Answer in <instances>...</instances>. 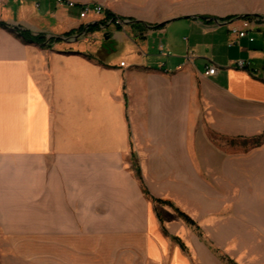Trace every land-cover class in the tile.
Here are the masks:
<instances>
[{"label":"crops","instance_id":"crops-1","mask_svg":"<svg viewBox=\"0 0 264 264\" xmlns=\"http://www.w3.org/2000/svg\"><path fill=\"white\" fill-rule=\"evenodd\" d=\"M71 1L130 22L102 28L56 0L0 7V264L31 260L35 242L40 264H264V140L241 151L264 132V27L228 44L232 22L264 16V0ZM195 131L200 237L166 219L172 202L153 182L198 177ZM143 187L157 207L131 251L114 212L144 203Z\"/></svg>","mask_w":264,"mask_h":264},{"label":"rangeland","instance_id":"rangeland-1","mask_svg":"<svg viewBox=\"0 0 264 264\" xmlns=\"http://www.w3.org/2000/svg\"><path fill=\"white\" fill-rule=\"evenodd\" d=\"M226 144H228L227 140L225 141ZM242 142V141H241ZM247 141H243L241 151L248 149L249 147H252L253 142L249 141V144L246 143ZM247 144V145H246ZM237 151V150H234ZM200 136L199 132H194V144H193V152H192V169L193 172L198 173V177L194 174V176L190 179H177L174 182L171 180H153V182H156V188L157 190L167 191L168 193L161 194V198L167 199L171 204L170 206H165V208L169 209L172 214H167L165 217L168 220H177L183 224H187L190 228L192 235L195 237H200V230H197L195 226L189 225L182 217H180L179 213L176 211V208L178 210H181L188 214L190 217H192L197 224L200 227V207H201V198H200ZM188 170H189V164L187 163ZM134 176H138L137 172L135 175V171L137 169H133ZM151 192V190H150ZM152 194V192H151ZM144 203H141L140 201H130L128 211H118L117 213L114 212V217L117 218H128L129 226L122 228H113V233L116 235L127 234L128 235V242L130 246V250H138V245H140V242L143 240V236L147 233V227H146V220L147 215L150 210H156L157 205L152 202L151 198L148 195L144 196ZM110 211L104 212L100 211L97 213L98 217L109 214ZM91 230H94L95 227H90ZM87 229L88 227L83 228ZM105 231L106 228H97V232L100 233L101 231ZM107 234V232H106ZM175 241L172 239V242ZM119 245L118 243H89V242H82L80 243L81 250H97V251H113L115 249L116 245ZM9 245V244H6ZM18 246L22 247L23 250H25V244H17ZM27 253L28 250L32 252V259H18L16 260L18 264H25V261H31L32 264H40V246L41 244L39 242H35L31 244V247H29L28 244H26ZM104 255V254H103ZM28 264V263H27Z\"/></svg>","mask_w":264,"mask_h":264},{"label":"built area","instance_id":"built-area-1","mask_svg":"<svg viewBox=\"0 0 264 264\" xmlns=\"http://www.w3.org/2000/svg\"><path fill=\"white\" fill-rule=\"evenodd\" d=\"M10 0H0V7L6 4ZM56 4L59 6H67V7H78L80 9V17L86 18L88 15L92 14L99 19V25L104 28L105 26L113 23L122 28H125L130 22L129 19H123L118 16H108L105 11V6L102 3L95 4H77L71 0H56ZM264 27V16L254 15L239 18V22L236 23L234 20L230 25V34L231 39L229 41V45H235L240 39L248 38L250 41H253L255 38L250 34L254 32L256 29H260ZM121 66L125 65V62L122 61ZM235 67L239 69H249V62L244 59H239L235 62ZM218 71V67L215 64L207 67L205 74L208 76L214 75ZM251 73H257V69H251Z\"/></svg>","mask_w":264,"mask_h":264},{"label":"trees","instance_id":"trees-1","mask_svg":"<svg viewBox=\"0 0 264 264\" xmlns=\"http://www.w3.org/2000/svg\"><path fill=\"white\" fill-rule=\"evenodd\" d=\"M108 16H111V14L108 13ZM247 16H249V15H246V17ZM20 36L24 40L31 41V42H37V43H43L45 41V39H46V37L44 35H41V34H39V35H32L28 31H22L20 33ZM51 42H53V40ZM263 140H264V132L261 135L257 136L256 138H254V143L253 144L254 145H259ZM136 172L138 174V177H140V169L137 168V171ZM143 191H144V193L146 195H148V191H147L146 187H143ZM156 200L157 201L165 202L162 199H156ZM176 211L179 213L180 217H182L189 225L195 226L197 230H200L199 225L197 224V222L192 217H190L185 212H183L181 210H178L177 208H176ZM232 264H236V263L232 262Z\"/></svg>","mask_w":264,"mask_h":264},{"label":"water","instance_id":"water-1","mask_svg":"<svg viewBox=\"0 0 264 264\" xmlns=\"http://www.w3.org/2000/svg\"><path fill=\"white\" fill-rule=\"evenodd\" d=\"M239 18H241V17H239ZM18 28H20V26H14V27H12V29L14 30V31H16V30H18ZM62 39H66V38H64V37H61ZM73 37H68L67 39L68 40H71Z\"/></svg>","mask_w":264,"mask_h":264}]
</instances>
